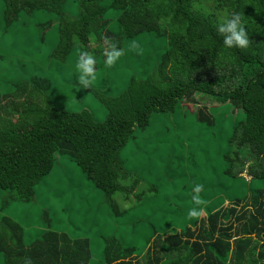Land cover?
I'll list each match as a JSON object with an SVG mask.
<instances>
[{
  "label": "trees",
  "instance_id": "1",
  "mask_svg": "<svg viewBox=\"0 0 264 264\" xmlns=\"http://www.w3.org/2000/svg\"><path fill=\"white\" fill-rule=\"evenodd\" d=\"M72 6L75 14L69 12ZM0 9L2 21L10 28L4 32L9 34L25 18L38 19L48 32L56 23L58 38L51 56L69 59L84 51L93 53L96 72L106 70L103 43L109 50L112 44L123 49L122 58L135 56L142 69L152 62L147 74L132 70L117 95L92 90L104 111L102 121L88 109L73 112L57 106L48 76L29 74L6 83L0 75V257L4 264H91L88 239L50 229L27 244L22 226L1 212L12 201H31L56 156L67 155L104 191L108 204L121 211L116 215L123 216L120 202L131 199L143 183L133 169L125 167L121 151L157 117L175 115L183 101L197 105V121L207 127L232 113H243L229 138L231 155L216 154L226 158L228 168L215 177L234 175L233 169L238 168L252 182L262 184L251 186L250 195L233 196L216 208L205 201L204 191L196 189L201 193L193 194L191 187L190 197L171 210L178 225L164 228L160 222L166 218L159 213L152 221L138 218L136 230L152 232L141 236L146 247L111 237L103 264H264V0H0ZM224 14L241 17L250 37L246 49H224L216 30ZM141 40L149 45L158 40L160 45L131 46ZM196 177L189 178L190 183ZM138 191V196H146ZM184 208L199 215L184 218Z\"/></svg>",
  "mask_w": 264,
  "mask_h": 264
},
{
  "label": "rangeland",
  "instance_id": "2",
  "mask_svg": "<svg viewBox=\"0 0 264 264\" xmlns=\"http://www.w3.org/2000/svg\"><path fill=\"white\" fill-rule=\"evenodd\" d=\"M69 12L75 14L76 7H70ZM39 24L36 18H25L15 23L17 29L9 34L4 32L10 28L6 27L0 16V55L3 57L0 60V72L3 73L0 75L5 77L6 83L29 74L48 76L53 84L52 100L59 107L67 106L73 112L88 109L97 121H102L104 111L92 90H105L117 95L132 70L140 75L147 74L152 68L151 61L142 69L135 56L129 55L127 59L121 57L113 67L96 72L95 83L88 89H82L75 67L79 55L75 54L69 59L51 56L58 38L56 23L49 32ZM145 42L138 41V48H142ZM155 44L160 45V42L156 40L152 45L147 42L145 49H154L157 47ZM103 46L106 50L104 43ZM196 108L197 105L180 102L175 115L167 113L157 117L149 128L139 132L135 140L123 148L121 157L125 167L133 169L140 176L143 184L138 189L146 192V196H138L136 189L131 199L120 202L123 216L116 215L121 211L117 212L108 204L104 191L67 155L56 156L53 169L37 184L31 201H12L1 213L14 218L22 226L27 244L40 238L44 230L66 232L73 238L88 239L92 252L91 264H103L104 250L111 237L118 236L142 249L146 247L141 236H151L152 232H146L142 227L136 230L138 218L152 221L159 213L166 218L160 222L164 228L178 225L179 221L174 220L171 210L190 197L187 191L191 187L193 194H197L196 189L204 191L205 201L212 208L228 203L233 196L250 195V187L261 186L262 183L257 180L252 182L246 171L234 168V175L215 177L228 168L226 158L216 157V154L231 155L229 138L234 134L235 123L243 120V113H232L217 125L207 127L197 121ZM170 142L171 148L168 150ZM196 175L195 183H190L189 178ZM191 212L184 208L183 217ZM156 222L153 221V224ZM0 264H4L1 257Z\"/></svg>",
  "mask_w": 264,
  "mask_h": 264
},
{
  "label": "clouds",
  "instance_id": "3",
  "mask_svg": "<svg viewBox=\"0 0 264 264\" xmlns=\"http://www.w3.org/2000/svg\"><path fill=\"white\" fill-rule=\"evenodd\" d=\"M217 32L223 37V46L225 50L232 48L246 49L250 43V37L246 31L245 25L242 23L241 17L238 14H224L219 18L216 26ZM138 49L135 41L131 45ZM124 55V50L119 48L116 44H112L109 49L104 51L105 67L111 68L116 65L121 57ZM228 60L234 61V57L228 55ZM96 57L93 53L84 51L78 62L76 63V72L78 77V84L82 89H88L90 85L96 81ZM192 216H198L196 211L191 212Z\"/></svg>",
  "mask_w": 264,
  "mask_h": 264
}]
</instances>
